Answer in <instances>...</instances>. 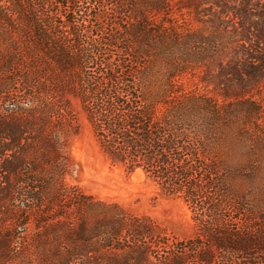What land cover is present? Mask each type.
I'll use <instances>...</instances> for the list:
<instances>
[{
  "label": "trees",
  "instance_id": "1",
  "mask_svg": "<svg viewBox=\"0 0 264 264\" xmlns=\"http://www.w3.org/2000/svg\"><path fill=\"white\" fill-rule=\"evenodd\" d=\"M97 2L0 0V264H33V252L38 264H264V228L237 237L215 227L219 162L210 146L219 102L174 95L176 73L161 83L145 73L157 44L189 57H213V47L207 79L226 107L264 113V0H113L126 25L86 41L81 16ZM174 7L194 13L201 27L172 24ZM67 95L80 100L112 164L142 169L164 194L182 198L202 233L165 242L160 253L149 242L124 245L123 223H77L55 208L70 191L56 175L74 124ZM234 251L247 256L234 261Z\"/></svg>",
  "mask_w": 264,
  "mask_h": 264
},
{
  "label": "rangeland",
  "instance_id": "2",
  "mask_svg": "<svg viewBox=\"0 0 264 264\" xmlns=\"http://www.w3.org/2000/svg\"><path fill=\"white\" fill-rule=\"evenodd\" d=\"M101 1L98 0L91 11L103 12L104 17L96 20L90 12L81 16V28L89 29L84 35L86 41L90 36L97 37L100 29L112 33L117 26L123 28L126 25V17L114 12L113 0ZM82 2L88 5L86 0ZM173 9L168 15L172 24L186 29L201 27L194 13ZM157 39L158 36L153 35L152 45L159 42ZM176 49L165 52L164 47L157 44L147 60L146 76L150 81L161 83L176 73L172 78L178 85L174 95L187 94L209 99L212 103L219 102V135L210 146V153L219 162V216L214 221L215 227L226 233H236L237 237L246 235L242 233L252 235L256 228H264V113H252L237 106L235 109L226 107L219 86L214 85L211 78V82L207 79V75L213 73L218 57L215 48L211 47L213 57H189L182 54L181 47ZM178 64L183 70L177 72ZM17 95L24 99L22 93ZM65 97L70 102L74 124L63 154L65 168L58 169L56 175L70 191L55 200L56 209L77 223L85 219L91 223L101 222L106 225L105 229L123 223L126 228L120 238L124 245L149 242L160 253L166 250L165 242L179 243L203 232L197 214L182 198L164 194L142 169L129 172L122 165L112 164L101 148L80 100L72 95ZM261 97L255 95L253 99ZM50 166H47L46 178L53 175L54 169ZM48 192L55 193L56 189L51 186ZM145 226L149 232L138 235ZM33 227L34 223H31L30 228ZM233 254L229 257L234 261L236 257L247 256L241 251ZM32 258H36L33 264L39 263L38 253L33 252Z\"/></svg>",
  "mask_w": 264,
  "mask_h": 264
}]
</instances>
